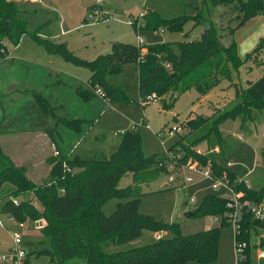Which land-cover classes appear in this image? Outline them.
Instances as JSON below:
<instances>
[{"label": "trees", "instance_id": "16d2710c", "mask_svg": "<svg viewBox=\"0 0 264 264\" xmlns=\"http://www.w3.org/2000/svg\"><path fill=\"white\" fill-rule=\"evenodd\" d=\"M210 2L214 6L234 4L237 7L239 15L230 32L232 36L245 22L264 12V0ZM26 12L24 6L16 2L0 0V57L7 43L17 45L22 36L29 35L48 53L59 54L66 62L84 67L91 74L86 83L62 74L56 75L53 82L46 86V93L20 92L14 103L22 104L13 107L15 113L0 117V138L39 131L49 137L51 147L57 152V155L53 151L46 157L45 162L50 166L49 177L46 182L38 184L29 176L26 162L16 163L5 153L0 139V213L21 225L28 220L43 219L41 234L48 238L49 248L40 250L39 254H47L53 264H69L74 260L84 264L215 263L221 230L230 226L228 199L214 193L206 194L192 212V217H217L219 226L185 235L178 223L165 224L152 215L140 213L141 185L155 180L161 171L167 170L171 151H177L178 166L193 162L201 165L208 163L215 177L227 176L234 191L243 193L242 199L253 203L264 201V187L258 190L247 187L243 181H238L235 172L219 162L225 155L220 125L238 117L244 123L253 119L254 111H264V74L248 84L241 93L235 94V104L224 108L213 119L194 126L189 136L179 140L175 147L171 145L161 154L149 157L142 154L139 128L128 130L109 155L97 152L88 159L71 155L94 120L89 121V108L84 114L79 110L73 114L70 104L61 101L60 94L64 89L69 90L78 103L86 107H90L96 95L103 101L126 100L123 91L110 85L107 79L120 74L123 66L133 64L137 68L141 101L155 96L166 109L172 106V103H166V98L171 94L185 93L191 89L199 95L212 92L252 53L264 48V38L253 52L242 59L237 54L236 42L232 40L228 46H224L215 27L210 25L197 40L147 46L114 43L110 53L86 61L74 56L63 43L57 44L42 37L38 29L29 31L27 21L21 17ZM142 21L146 31L166 29L183 32L189 22L201 24L203 16L197 14L164 20L156 12H148ZM131 26L137 30L136 20ZM97 90H100V95L96 93ZM201 144L207 145L208 155L200 156L198 153L197 148ZM127 174L133 177L134 185L119 189L118 181ZM7 189L10 191L6 192ZM27 193L32 194L30 200H18ZM110 199H116L118 203L113 213L105 215L102 209ZM144 230L153 233L169 231L171 237L159 238L125 251L104 252V246L134 241L141 237ZM259 230H264V220H256L244 211L234 240L235 244L236 241L245 243L246 249L244 259L236 264H251V250L256 248L252 237H257ZM261 246L264 247V238H260Z\"/></svg>", "mask_w": 264, "mask_h": 264}, {"label": "rangeland", "instance_id": "374dc122", "mask_svg": "<svg viewBox=\"0 0 264 264\" xmlns=\"http://www.w3.org/2000/svg\"><path fill=\"white\" fill-rule=\"evenodd\" d=\"M17 3L27 10L21 17L27 21L29 31L38 29L42 37L49 38L57 44L63 43L74 56L86 61L110 53L114 43L138 46L139 38L142 41L141 46L182 42L186 39L197 40L210 25L215 27L224 46H228L232 40L237 43V54L242 59L253 52L259 41L264 38V12L245 22L232 36L230 32L236 25L235 18L239 15L237 7L234 4L214 6L210 0H103L98 13H95L96 0H41L40 3L20 0ZM148 12H156L164 20L200 14L203 21L199 25L187 23L183 32H170L166 29L146 31L141 26L143 23L141 16ZM135 20L138 25L136 31L131 26ZM1 56L0 60H5L7 71L5 72L6 69L0 65V73L5 72L0 75L2 105L0 117L15 113L13 107L18 105L14 103L16 95L20 93L18 91L43 90L42 92L46 93V87L40 89L43 87L41 74L43 72L52 74L49 83L60 74L86 83L91 74L84 67L66 62L59 54L48 53L29 35L22 36L17 45L7 43ZM21 63L24 65L17 68V71L15 68L11 69L12 65L15 67L14 65ZM263 74L264 48L258 53H252L243 61L241 67L233 70L229 78L222 79L212 92L199 95L191 89L172 97L168 96L166 103L167 105L172 103V106L166 109L163 108L162 101L143 106L138 92L137 68L133 64L123 66L120 74L107 79L110 85L123 91L126 100L103 101L96 95L90 107H86L76 102L72 93L64 89L60 99L70 104L72 113L76 114L78 110L81 113L83 109L89 108L87 113L89 121L94 120L71 155L85 159L97 152L109 155L121 140V136H115L114 133L131 130L135 126H140L138 131L142 154L145 157L161 154L169 146L175 147L179 140L187 138L194 126L213 119L224 108L235 104L236 95ZM10 76L17 77L15 80H9ZM141 122L143 124L140 125ZM171 126H178L181 130L162 143L157 133ZM220 130L225 142V155L219 162L235 172L238 181H245L255 190L264 187V111H254L253 119L244 123L239 117L227 120L220 125ZM2 145L5 153L13 158L10 147L3 143ZM31 146L33 143H28L25 151L18 153L15 152L18 149L11 146L18 157L13 159L20 163L24 158L30 160L36 157V160L33 159L35 166L29 176L41 184L49 177L50 166L45 162V154L51 155L53 147L50 146L47 152L39 148L36 153H29ZM197 151L200 156L209 154L206 144H201ZM176 152L171 151L167 170L161 171L155 180L141 185L140 213L152 215L165 224L178 223L185 235L218 227L217 217L186 218L185 213L193 212L208 193L226 196V189L220 187L213 190L210 180H206L199 173L191 172L185 168L187 165L178 166ZM193 164L201 167L209 165L208 163L201 165L198 162ZM169 177H174L176 181L169 184L167 182ZM189 177L193 182H186ZM132 185L134 179L131 174H127L118 181L117 187L123 189ZM9 191L10 189H7L6 192ZM31 198L32 194L27 193L18 200L27 201ZM192 198H195L194 203H190ZM244 201L247 200L243 199L242 202ZM117 203L116 199L108 200L103 206V213L105 215L113 213ZM43 227V219L28 220L20 226L19 223L10 220L8 215L0 213V258L15 247L13 236L17 234L21 239V246L27 253L26 264H53L47 254H39L40 250L49 248L48 238L41 234ZM234 232L233 226H226L221 230L218 257L215 263L210 264H236ZM257 233V237H252L256 248L251 250V264H264V258L259 257L260 253H264V247H259L260 238H264V230ZM156 235L160 238L171 237L169 231L153 233L144 230L141 237L134 241L104 246V252L111 254L141 247L154 242ZM69 264L84 263L74 260Z\"/></svg>", "mask_w": 264, "mask_h": 264}, {"label": "built area", "instance_id": "2783aa9c", "mask_svg": "<svg viewBox=\"0 0 264 264\" xmlns=\"http://www.w3.org/2000/svg\"><path fill=\"white\" fill-rule=\"evenodd\" d=\"M34 3H39L41 0H30ZM103 3V0H96V5L95 9L99 12V8L101 4ZM144 16V15H143ZM141 16V17H143ZM142 26V25H141ZM139 46H141L142 41L139 38ZM96 93L98 95L101 94L100 90H97ZM160 100L152 96L147 100L142 101L143 106H145L147 103H158ZM143 124V122L140 123V125ZM140 126H135L133 129L139 128ZM181 128L178 126H171L168 129H163L157 133L158 139L164 143L166 139L172 138L175 134L180 132ZM128 131V130H127ZM127 131H116L114 134L115 136H123L126 134ZM54 154L57 155V152L55 148L53 147ZM185 168L190 170L191 172H196L199 173L205 178L206 180H210L212 182L211 188L213 190H218L220 187H223L227 191V195L225 196L228 201H227V206L230 208L231 212L228 216V222L230 223V226L234 227V234L238 233L239 231V222L241 218L243 217V212H248L254 219L263 221L264 220V201L261 203H253L250 201H243V193L242 192H235L234 188L232 185L229 183V180L225 174H223L221 177H215L212 171V168L210 165L206 167H201L197 166L196 164L189 163ZM175 178L174 177H169L167 182L169 184L174 183ZM187 183L193 182L192 178H187L186 179ZM244 184L248 187L247 183L243 181ZM185 183V182H184ZM195 198H192L190 200V203H194ZM12 220V219H10ZM13 221V220H12ZM20 226H22L20 224ZM160 237L157 235L156 239H159ZM13 243H14V248L11 249L6 255L2 256L0 258V264H26V251L25 249L21 246L22 242L20 237L17 234H14L13 236ZM246 249V244L243 242H237L235 244V250H236V263L237 261H241L244 259V250ZM260 258H264V253H260Z\"/></svg>", "mask_w": 264, "mask_h": 264}, {"label": "crops", "instance_id": "0c3cea01", "mask_svg": "<svg viewBox=\"0 0 264 264\" xmlns=\"http://www.w3.org/2000/svg\"><path fill=\"white\" fill-rule=\"evenodd\" d=\"M11 1H14V2H19L20 0H11ZM24 1V0H23ZM40 3V2H39ZM254 19V18H253ZM237 44V43H236ZM0 65L2 67H4V69H6V63H5V60H0ZM21 65H24L23 63L21 64H17V65H14L15 67H13V65L11 66V69L15 71H17V68H20ZM27 65V64H26ZM7 71V69L5 70V72ZM4 71L2 72L3 74L5 73ZM0 73V75L2 74ZM24 72H22L23 74ZM21 74V75H22ZM43 75L42 77V86L40 89H43L44 87H46L48 84H50L49 80H52L51 79V76L52 74H49L47 72H43L41 73ZM20 76V75H19ZM262 76V75H261ZM17 77V76H16ZM16 77H12L10 76V79L9 80H15ZM90 77V76H89ZM260 78V76L258 77ZM3 81V79H2ZM84 83V82H83ZM46 90V89H45ZM43 90H41L40 92H42ZM18 92H24V91H18ZM39 92V91H38ZM77 102V100H76ZM18 105H16V108L22 104V102H17ZM84 108V107H83ZM85 112V109H83L81 111V114H84ZM165 129V128H164ZM163 130V129H161ZM160 130V131H161ZM0 139H2V143L7 145L9 150H11V154L13 156V158H18L15 154L18 153V152H23L25 151L24 148L25 146L28 144V143H33V146H31V148L29 149L30 151H28L29 153H36V150H38L39 148L43 151V150H46V152L48 151V148L52 145L49 137L43 133V132H33V133H25V134H15V135H4L2 136ZM11 146H13V148H17L18 150H16L15 152L12 151L13 148H11ZM74 152V150L72 151V153ZM45 156H49L48 154H45ZM36 157H34L33 159H35ZM28 158H24L21 162H26L27 163V167L29 168L28 171L31 173L32 172V169L33 167L35 166L34 165V160L33 159H30V160H27ZM50 170V168H49ZM157 236V235H156Z\"/></svg>", "mask_w": 264, "mask_h": 264}, {"label": "water", "instance_id": "95a60500", "mask_svg": "<svg viewBox=\"0 0 264 264\" xmlns=\"http://www.w3.org/2000/svg\"><path fill=\"white\" fill-rule=\"evenodd\" d=\"M174 94H171V97L173 96ZM193 213L192 212H188V213H185V217L186 218H190L192 217Z\"/></svg>", "mask_w": 264, "mask_h": 264}]
</instances>
